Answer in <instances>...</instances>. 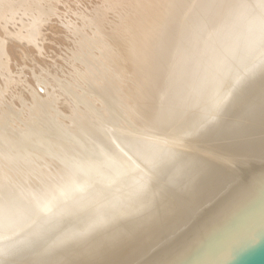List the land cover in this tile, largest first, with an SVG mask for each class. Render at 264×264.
Here are the masks:
<instances>
[{"label": "bare ground", "instance_id": "6f19581e", "mask_svg": "<svg viewBox=\"0 0 264 264\" xmlns=\"http://www.w3.org/2000/svg\"><path fill=\"white\" fill-rule=\"evenodd\" d=\"M81 1L0 0V264L236 259L264 235V0Z\"/></svg>", "mask_w": 264, "mask_h": 264}, {"label": "rangeland", "instance_id": "374dc122", "mask_svg": "<svg viewBox=\"0 0 264 264\" xmlns=\"http://www.w3.org/2000/svg\"><path fill=\"white\" fill-rule=\"evenodd\" d=\"M89 1H92V0H82L81 1V3H78L79 4V6H81V4H82V6H88L89 5ZM85 4H84V3ZM81 6V7H82ZM58 35V34H57ZM54 36L53 38H56V40L55 39H53L54 41L52 42H49V41H47V43H49V48H47L46 50H45V52H46V56L47 57H45V60L46 61H52V60H56V61H59L60 63H62V57H63V53H64V51H65V53L68 51L67 50V47H68V45H69V42H70V39L69 38H64V36H63V34L62 33H60V36L61 37H63V39L62 38H60V36L58 35V36ZM59 37V38H58ZM62 39V40H61ZM64 39H65V41H66V43H68V45L66 44V43H64L65 41H64ZM58 41V42H57ZM62 42V44L60 43V42ZM59 43H60V45H59ZM54 44V45H53ZM64 44V45H63ZM53 45V47H51ZM58 45V46H57ZM66 45V46H65ZM50 47H51V52H50ZM58 47V48H57ZM56 48V49H55ZM63 49V50H62ZM52 50H54V51H52ZM55 50L57 51V53L58 52H60V53H56L55 52ZM52 53H55V54H52ZM64 53V55H66ZM51 54V55H50ZM60 54V55H59ZM54 55V56H53ZM59 56V57H58ZM60 56H61V58H60ZM53 57V58H52ZM57 57V58H56ZM52 58V59H51ZM56 58V59H55ZM59 59V60H58ZM64 63V62H63ZM13 85V84H12ZM138 176V175H137ZM110 183V182H109ZM109 183H107L106 182V184L104 183V185H102L101 186V190L100 191H96V192H93V194H92V196H94L93 197V200L89 197V198H87V199H84V200H82V204L83 205H89V204H92L93 203V201L94 202H96L97 203V201H99L98 199L100 198V197H102V196H106V195H109V194H111V193H113L115 190H113L112 191V184L110 185ZM106 187H108V188H106ZM111 190V191H110ZM97 200V201H96ZM92 201V202H91ZM103 206V202H98V205H97V207L99 206Z\"/></svg>", "mask_w": 264, "mask_h": 264}, {"label": "water", "instance_id": "95a60500", "mask_svg": "<svg viewBox=\"0 0 264 264\" xmlns=\"http://www.w3.org/2000/svg\"><path fill=\"white\" fill-rule=\"evenodd\" d=\"M226 264H264V235L250 249Z\"/></svg>", "mask_w": 264, "mask_h": 264}]
</instances>
